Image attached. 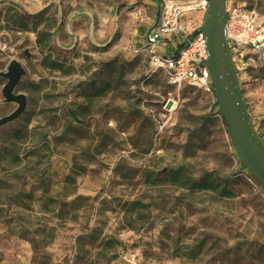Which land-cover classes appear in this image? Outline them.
Instances as JSON below:
<instances>
[{
	"label": "rangeland",
	"instance_id": "374dc122",
	"mask_svg": "<svg viewBox=\"0 0 264 264\" xmlns=\"http://www.w3.org/2000/svg\"><path fill=\"white\" fill-rule=\"evenodd\" d=\"M162 1L0 0V71L18 60L26 97L0 127V264H264V190L212 90L150 70L143 37ZM243 1L264 30V0ZM236 74L264 141V68ZM4 83L0 117L16 106L2 102ZM169 176H210L232 195Z\"/></svg>",
	"mask_w": 264,
	"mask_h": 264
},
{
	"label": "built area",
	"instance_id": "2783aa9c",
	"mask_svg": "<svg viewBox=\"0 0 264 264\" xmlns=\"http://www.w3.org/2000/svg\"><path fill=\"white\" fill-rule=\"evenodd\" d=\"M206 4L207 0H199L196 5L164 0L144 34L142 48L148 54L150 70L163 71L169 86L212 90L206 39L199 30L202 23L196 26L186 17L196 8L205 12ZM224 5L225 36L236 73L252 66L264 68V30L257 13L243 0H224Z\"/></svg>",
	"mask_w": 264,
	"mask_h": 264
},
{
	"label": "water",
	"instance_id": "95a60500",
	"mask_svg": "<svg viewBox=\"0 0 264 264\" xmlns=\"http://www.w3.org/2000/svg\"><path fill=\"white\" fill-rule=\"evenodd\" d=\"M199 30L206 39V63L217 108L234 151L248 174L264 190V142L252 125L227 46L224 0H207ZM23 75L25 69L16 59H11L5 70L0 71V78L5 79L1 88L2 102L16 105L10 113L0 117V127L16 120L26 108L25 95L15 92Z\"/></svg>",
	"mask_w": 264,
	"mask_h": 264
},
{
	"label": "trees",
	"instance_id": "16d2710c",
	"mask_svg": "<svg viewBox=\"0 0 264 264\" xmlns=\"http://www.w3.org/2000/svg\"><path fill=\"white\" fill-rule=\"evenodd\" d=\"M36 15V14H35ZM34 16V15H33ZM50 67H54L55 64H49ZM56 67V66H55ZM213 92V89H212ZM213 97H214V102H213V106L214 108L217 109V113L220 114L218 108H217V101H216V97L214 95L213 92ZM222 121V124L225 127V131L228 134L227 128L224 124V121ZM26 132H23L21 134L25 135ZM257 134L260 136V138L262 139L261 135L257 132ZM263 140V139H262ZM264 142V141H263ZM13 150V149H12ZM37 148L36 149H32L29 151L28 155H34L37 153ZM10 155V163L14 164V165H19L21 162V158L18 156V154H16L14 151L9 152ZM239 164L241 165V167L245 170V168L242 166V164L239 161ZM249 176V175H248ZM251 178V176H249ZM169 182L171 184L174 185H178L181 188L187 189L190 193L196 191V190H210L214 193H218L220 196H225V197H229L232 195V192L226 190V188H220V185L215 182L210 176H204L198 180H193L192 178H190V176H169ZM8 187V185H6L5 183H3L2 180H0V190L4 189ZM133 205H136V207L138 208V210L140 208L145 209L148 205L146 204H142L140 202H134L132 203ZM2 214V208H0V215ZM202 248V244L199 245L198 247V252L201 250ZM198 252L194 253V255H196Z\"/></svg>",
	"mask_w": 264,
	"mask_h": 264
},
{
	"label": "crops",
	"instance_id": "0c3cea01",
	"mask_svg": "<svg viewBox=\"0 0 264 264\" xmlns=\"http://www.w3.org/2000/svg\"><path fill=\"white\" fill-rule=\"evenodd\" d=\"M202 13H203V14H202ZM200 16H201V20H200ZM203 16H204V10L201 9V10L198 11L197 14H196V19H197V21L195 22V25H196V26H199V25L202 23Z\"/></svg>",
	"mask_w": 264,
	"mask_h": 264
}]
</instances>
